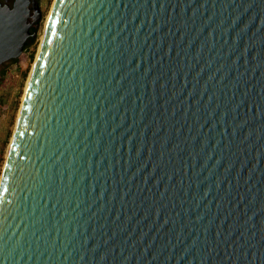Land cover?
<instances>
[{
  "label": "water",
  "instance_id": "1",
  "mask_svg": "<svg viewBox=\"0 0 264 264\" xmlns=\"http://www.w3.org/2000/svg\"><path fill=\"white\" fill-rule=\"evenodd\" d=\"M29 77L0 264H264V0H55Z\"/></svg>",
  "mask_w": 264,
  "mask_h": 264
},
{
  "label": "rangeland",
  "instance_id": "2",
  "mask_svg": "<svg viewBox=\"0 0 264 264\" xmlns=\"http://www.w3.org/2000/svg\"><path fill=\"white\" fill-rule=\"evenodd\" d=\"M54 1L47 0L36 36L28 42L23 55L0 66V179L15 132L27 82L41 46Z\"/></svg>",
  "mask_w": 264,
  "mask_h": 264
},
{
  "label": "flooded vegetation",
  "instance_id": "3",
  "mask_svg": "<svg viewBox=\"0 0 264 264\" xmlns=\"http://www.w3.org/2000/svg\"><path fill=\"white\" fill-rule=\"evenodd\" d=\"M17 3H19L27 13V23L30 25V32L32 34L37 33L47 0H0L1 6L10 9L14 8ZM33 38L35 37L30 36L27 43Z\"/></svg>",
  "mask_w": 264,
  "mask_h": 264
},
{
  "label": "bare ground",
  "instance_id": "4",
  "mask_svg": "<svg viewBox=\"0 0 264 264\" xmlns=\"http://www.w3.org/2000/svg\"><path fill=\"white\" fill-rule=\"evenodd\" d=\"M48 19H49V18H48ZM46 25H47V24H46ZM39 50H40V48H39ZM38 52H39V51H38ZM22 55H23V54H22ZM22 55H21V56H22ZM29 78H30V77H29ZM28 82H29V79H28ZM28 82H27V85H28ZM26 89H27V86H26ZM26 89H25V90H26ZM25 92H26V91H25ZM23 98H24V97H23ZM19 114H20V112H19ZM13 137H14V135H13ZM12 140H13V138H12ZM11 143H12V141H11ZM11 143H10V145H9V148H10V146H11Z\"/></svg>",
  "mask_w": 264,
  "mask_h": 264
},
{
  "label": "trees",
  "instance_id": "5",
  "mask_svg": "<svg viewBox=\"0 0 264 264\" xmlns=\"http://www.w3.org/2000/svg\"><path fill=\"white\" fill-rule=\"evenodd\" d=\"M28 46V43H26L25 48Z\"/></svg>",
  "mask_w": 264,
  "mask_h": 264
}]
</instances>
